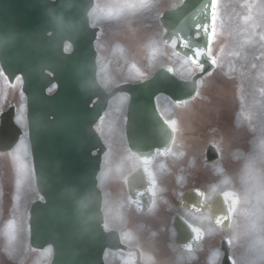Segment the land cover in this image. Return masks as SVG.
Instances as JSON below:
<instances>
[{
	"label": "flooded vegetation",
	"instance_id": "flooded-vegetation-1",
	"mask_svg": "<svg viewBox=\"0 0 264 264\" xmlns=\"http://www.w3.org/2000/svg\"><path fill=\"white\" fill-rule=\"evenodd\" d=\"M168 1L95 0L89 14L98 30V81L108 95L95 124L103 145L94 151L101 156L98 182L104 227L117 231L127 247L107 249L106 264H225L224 241L230 239L231 251L234 245L233 222L218 226L214 211L220 192L236 189L231 181L245 183L248 162L253 161L240 147L248 132L258 130L247 117L244 68L232 72L231 63H222L218 54L220 63L211 76L203 77L199 95L176 106L173 97L160 92L156 109L148 112L134 110L136 99L144 95L124 89L143 84L164 67L171 68L175 79L194 78L197 89L196 66L190 64L184 74L177 39L164 40L161 18ZM251 139L256 147L258 136ZM30 161L31 181L23 192L37 199L31 146ZM21 173L11 175L15 183L21 182ZM149 181L155 185L154 201L138 207L134 197L144 202ZM13 188L19 190L17 184ZM238 195L240 208L243 198ZM194 226L204 235L194 232ZM234 258L236 264L262 262L256 257Z\"/></svg>",
	"mask_w": 264,
	"mask_h": 264
},
{
	"label": "water",
	"instance_id": "water-1",
	"mask_svg": "<svg viewBox=\"0 0 264 264\" xmlns=\"http://www.w3.org/2000/svg\"><path fill=\"white\" fill-rule=\"evenodd\" d=\"M209 2L183 0L163 14L166 40L176 36L177 49L189 59L195 47L206 44L203 31L197 37L195 28L206 22L200 9ZM92 5L93 0H0V64L11 82L17 75L23 78L38 189L45 200L32 207L31 243L37 248L54 246L51 264H105V249L116 248L119 241L116 232H106L102 226L100 157L92 153L101 143L94 123L107 104L96 78V32L88 20ZM67 40L73 44L71 52L64 49ZM204 61L206 70L213 68ZM54 84L55 90L48 92ZM196 86L194 79H175L167 67L127 90L144 95L136 99L134 110L148 112L155 110L157 93L184 100L194 95ZM96 97L99 101L92 106ZM1 119L0 149L8 150L20 134L14 107ZM149 190L148 203L152 184ZM225 200L230 202L227 206ZM237 205V193L224 191L215 210L217 221L225 211L229 223ZM229 250L227 245V255Z\"/></svg>",
	"mask_w": 264,
	"mask_h": 264
},
{
	"label": "rangeland",
	"instance_id": "rangeland-1",
	"mask_svg": "<svg viewBox=\"0 0 264 264\" xmlns=\"http://www.w3.org/2000/svg\"><path fill=\"white\" fill-rule=\"evenodd\" d=\"M176 0H169L163 7H170ZM264 0H220L218 6L217 35L212 51L219 54L222 63H231L235 72L244 68L247 86V117H252L258 130L248 132V139L240 145L245 150L248 161L245 183H233L241 193L243 201L236 212L230 233L234 237L233 255L236 257H256L264 264ZM70 49V46H68ZM230 61V62H229ZM183 73L188 75L189 62L183 58ZM255 65V67H253ZM22 79L17 77L12 84L0 67V115L9 106H15L16 122L24 133L15 149L8 153L0 152V169H5L4 188L0 201V264H48L52 249L46 247L37 252H29L27 235L22 242L14 232L26 222L25 199L13 188L18 185L24 191L25 179L16 183L11 175L14 170L26 172V154L29 150L26 97L22 90ZM249 124V123H248ZM251 125V124H249ZM258 136L256 147L251 137ZM261 138V139H260ZM260 148V149H259ZM251 153H254L253 155ZM0 170V177L2 172ZM18 172H14L18 174ZM25 172V173H24ZM14 174V175H15ZM23 178V177H22ZM28 187L30 178L28 177ZM4 181V180H3ZM7 186V189L5 188ZM4 194V195H3ZM27 204V203H26ZM19 206V209L17 207ZM2 212V213H1ZM22 260V261H21Z\"/></svg>",
	"mask_w": 264,
	"mask_h": 264
},
{
	"label": "snow or ice",
	"instance_id": "snow-or-ice-1",
	"mask_svg": "<svg viewBox=\"0 0 264 264\" xmlns=\"http://www.w3.org/2000/svg\"><path fill=\"white\" fill-rule=\"evenodd\" d=\"M200 12L206 17V22L204 24L198 25L196 29V35L199 37V33L203 31L204 36L206 37V44L203 47H195L194 54L190 57V61L196 66L197 72L200 74L198 87L195 91V95H199V86L203 80L204 76H211L212 71L206 70L204 58L207 59L213 68L218 66L220 63L217 56L213 54L212 45L214 38L217 35V19H218V0H210L208 4H205ZM264 39V37H262ZM178 47V45H176ZM255 67V65H253ZM187 100H175L174 104L180 106L186 104ZM228 194H226L227 197ZM228 212H232L233 209L229 207ZM227 216H221L218 218V223L221 221H227ZM226 245L231 247V241H224ZM225 264H236L235 258L231 255H227L225 259Z\"/></svg>",
	"mask_w": 264,
	"mask_h": 264
}]
</instances>
